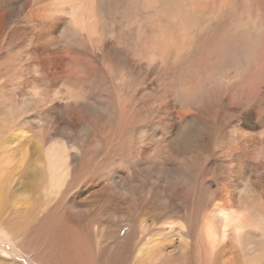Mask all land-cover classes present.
<instances>
[{"label":"rangeland","instance_id":"374dc122","mask_svg":"<svg viewBox=\"0 0 264 264\" xmlns=\"http://www.w3.org/2000/svg\"><path fill=\"white\" fill-rule=\"evenodd\" d=\"M0 64V222L30 210L41 218L74 164L92 159L68 146L63 127L87 135L96 155L94 176L70 194L79 200L94 177L106 182L132 161L146 174L136 150L147 148L152 113L169 110L173 134L196 111L193 97L244 83L262 95L264 0H0ZM121 143L137 155L122 157ZM51 154L62 162L53 180ZM23 253L0 227V257L37 264Z\"/></svg>","mask_w":264,"mask_h":264},{"label":"bare ground","instance_id":"6f19581e","mask_svg":"<svg viewBox=\"0 0 264 264\" xmlns=\"http://www.w3.org/2000/svg\"><path fill=\"white\" fill-rule=\"evenodd\" d=\"M235 89L193 97L196 111L173 134L169 110L152 113L147 148L136 150L146 158L147 166H138L146 174H134L132 161L106 182L94 177L79 200L70 194L94 176L96 155L89 154L87 135L78 140L71 126L63 127L68 146L92 159L74 164L65 190L48 200L41 218L23 212L16 221L2 220L3 232L37 264H264V93L247 83ZM95 142L102 145L100 137ZM117 151L136 154L123 143ZM50 159L53 180L62 162L57 154ZM0 264L17 263L0 257Z\"/></svg>","mask_w":264,"mask_h":264}]
</instances>
